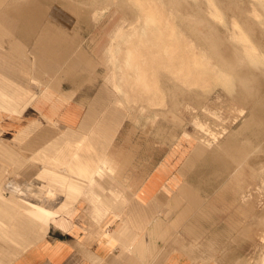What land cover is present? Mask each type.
I'll return each instance as SVG.
<instances>
[{"label": "crops", "instance_id": "crops-1", "mask_svg": "<svg viewBox=\"0 0 264 264\" xmlns=\"http://www.w3.org/2000/svg\"><path fill=\"white\" fill-rule=\"evenodd\" d=\"M6 7H0V17L13 11H7L11 7ZM17 10L16 13L21 12ZM105 17L87 35L83 34L85 45L89 47L91 42L90 56L80 59L82 69L68 77L74 86L61 87L73 93L62 105L59 93L43 92V83L31 67L34 62L29 53L35 51V37L27 42L20 33L13 34L23 40L14 43L6 38V32L0 33V144L5 145H0V152L18 155L15 158L19 163V168L6 173L0 161V186L6 191V198L10 196L16 202L13 204L41 210L30 219L23 212L14 214L12 203L0 198V264H215L222 261L221 248L227 247L223 238L246 236L242 231L250 225H246L245 218L252 209L240 197L251 183L244 173L238 180L237 172H222L214 162L215 156L208 155L213 162L203 158L199 161L204 168L209 163L214 165L213 176L209 178L213 190L205 193L196 188L187 174L199 162L191 163L194 155L191 151L198 141L189 135L185 124L180 128H155L160 142L169 147L159 164H156L155 143L159 140L156 137L152 140L155 152L148 153L143 160H135L140 145L127 148L130 136L121 135L119 130L127 120L124 101L110 102L108 96L112 86L108 62L117 45L114 42L120 35L121 24L107 31L110 22ZM21 21H0V31L6 28L29 31L31 24ZM39 25L38 29L34 27L38 32ZM36 40L43 47L39 33ZM73 46H76L74 41L66 49ZM39 53L38 60H43L44 54ZM99 67L104 71L99 73ZM95 84H98L95 94L86 88L78 91L83 85ZM205 129L213 140L203 136L199 141L207 145L219 142L215 139L218 134H226L225 127L220 131L206 124ZM122 141L127 144L126 151L120 145ZM180 161L183 164L175 171ZM94 167L99 170L93 176ZM29 168L36 175L30 182L28 179L33 176L28 177ZM79 172L87 175L85 181L71 178L70 173ZM18 173V180L14 181L12 175ZM109 174L114 181L109 186L111 196L105 197L102 188L101 206L95 204V216H90L91 203L86 197L89 182L98 178L102 181ZM239 182L243 188L237 198L234 195L241 187ZM212 194L216 195L212 197ZM238 206L243 213L237 211ZM230 207H234L233 212H227L231 211ZM223 214L228 215V221L221 224ZM57 219L59 229L52 236L51 225ZM94 223H100V227L94 228ZM100 228L111 234L103 236ZM212 229L215 231L209 235ZM259 242L264 244V233L259 235ZM235 260L234 264H252L242 257Z\"/></svg>", "mask_w": 264, "mask_h": 264}, {"label": "rangeland", "instance_id": "rangeland-1", "mask_svg": "<svg viewBox=\"0 0 264 264\" xmlns=\"http://www.w3.org/2000/svg\"><path fill=\"white\" fill-rule=\"evenodd\" d=\"M68 1L73 3L72 6L70 5L71 8ZM0 7H2V3H0ZM108 10L109 12L106 13ZM19 13H15L16 15L14 13L3 14L5 15L3 17L8 20L0 21L10 22V17H14L17 19H13L11 22L14 23V20L22 22L19 19L21 16ZM32 15L34 19L30 18L31 22L29 23L33 24L35 28L39 25L36 23L54 26V28L72 36L76 43L71 55H67L57 62H46V59L38 60V53H33L32 50L29 53V58L34 62L31 66L34 74L39 75L44 85L43 92L50 95L54 93L53 91L59 93L61 104H65L73 96L72 92L63 91L61 87L68 89L70 86H74L68 77L82 69L80 59L90 56L88 48L91 47V42H88L89 47L85 45L83 34L87 35L90 29L105 16V20L110 22L107 31L120 22V35L114 42L117 45L114 46L108 62V68L112 74V78L109 79L112 86H110L108 96L110 102L124 101L127 120L119 130H122L120 131L121 135H129L131 142L127 145L122 141L120 145L125 147L126 144L127 148L140 145V152L135 153L136 161L143 160L148 153L155 152L152 140L153 137L159 139L155 132V128L158 126L171 129L173 127L180 128L185 124L189 135L194 136L198 142L203 136L213 140V137L205 132L206 124L220 131L225 127L226 134H218L215 137L219 142L225 143L226 140L228 141V136L233 134L230 138L243 148L242 153H239L240 148L235 147V150L238 148L236 151L239 156L243 158L240 157L241 159L237 161L239 165L233 163L225 165L220 163L222 160L217 157H214V162L220 165L222 172H229L233 169L235 172L238 169V173L240 171L245 174L251 185L240 199L242 202H246L247 207L250 206L252 211L245 218L246 225L250 224L243 230L246 236H239L235 239L232 237L223 238L227 247L221 248L219 255L222 261H215V264H234L235 259L239 257L246 258L252 264H256L264 255V244L259 242V235L264 233V136L254 135L253 131L246 129L244 125L249 120L247 118L251 119V110L255 106L254 96L264 95V0H39L37 6L33 7L30 17ZM211 31L212 33H210ZM5 32L8 36L6 38L14 43L23 41H20L17 36H12L17 33H20L27 42L34 41L33 34H29L23 29L17 31L6 28L4 31H0L2 35ZM221 35L222 37H220ZM222 38L224 39L222 40ZM225 41L227 44L224 45ZM216 44L222 45L223 48H230L233 51V54L230 51L232 54L230 56H233L230 61L235 62L232 64L237 69L243 67L255 73L258 80L256 83L259 82L261 88L257 84L253 90L244 89L236 73L232 70L233 68L223 66L224 62L219 59L213 49ZM20 45H16V47ZM129 49L131 58L127 56ZM32 53L34 56L31 55ZM241 57L245 63L237 66L243 62L240 60ZM127 59L129 60L127 61ZM189 68L190 70H188ZM98 70L101 73L104 68L99 67ZM139 73L145 74L144 80H139ZM119 80L123 83V88L120 90L117 87ZM85 88L95 94L98 84L83 85L78 91ZM51 91L52 93H50ZM252 94L254 95L252 96ZM252 142L255 147L251 144ZM155 145L156 164H159L167 155L169 147L162 144L160 139L156 141ZM231 147L233 149V145ZM127 148L125 147V151ZM213 151L214 149L208 150L203 157L206 162L208 160L213 162L211 158L207 157L208 155L214 156ZM2 154H0V161L5 164L2 166L4 171L7 173L12 168L17 169L15 166L9 165L8 167L7 165L9 163L6 155L10 156V154L5 153V156ZM247 155L252 157L246 159ZM245 160L250 161L251 165H246L247 161ZM182 164L180 161L175 171H178ZM213 167L214 165L209 163L204 168L202 162L199 161L195 168L187 174V178L192 184L195 183L196 188L210 193L213 189L209 185L212 182L209 181V178L211 175L213 176ZM225 167H227L226 170L223 169ZM28 172V177L33 176L29 177L28 181L30 182L36 175L33 174L35 172L33 168H29ZM19 175L20 173L12 175V179L18 180L16 178ZM71 178L74 181L78 180L77 177L71 176ZM113 182L110 175L105 176L102 181L93 179L89 182L90 188L86 197L91 203L90 216H95V204H98V207L101 206L99 198L102 196V188L105 197L111 196L109 186ZM2 189L0 186V198L7 199L8 203H12L13 213L20 214L25 207L13 204L16 202L11 200L10 196L6 198L4 194L6 192ZM215 195L212 194V197ZM72 208L75 209V207ZM230 209L231 211L227 210V212H233L234 207H230ZM227 217V214L221 215L220 223H227ZM250 217L252 220L249 221ZM58 219L56 223H51L52 236H56L54 232L59 229ZM61 224L66 226L62 221ZM251 230L253 231L251 232ZM212 231L208 234L211 235L215 230L212 229ZM239 233L241 232L236 234Z\"/></svg>", "mask_w": 264, "mask_h": 264}, {"label": "bare ground", "instance_id": "bare-ground-1", "mask_svg": "<svg viewBox=\"0 0 264 264\" xmlns=\"http://www.w3.org/2000/svg\"><path fill=\"white\" fill-rule=\"evenodd\" d=\"M38 1L39 0H0V3H2V6H7V7H11V8H9V10L7 9V11H12L14 14L16 13V12H18V10L17 9H19V11H24V12H21V13H19V15L21 14V16H20V20H24V21H28V22H31V20H30V18L32 19L33 18V15L30 17V14L29 13H31V10H32V8L34 7V6H37V4H38ZM41 2V1H40ZM105 2V1H104ZM68 3V5H69V7L71 8V6L73 5V3H71L70 1H68L67 2ZM99 5H100V3H98ZM107 4V3H106ZM105 4V5H106ZM71 5V6H70ZM6 7V8H7ZM68 7V8H69ZM109 7V6H108ZM24 8V9H23ZM27 8H28V10H27ZM48 9V8H47ZM198 9V8H197ZM17 10V11H16ZM72 10V9H71ZM70 11V10H69ZM4 12H6V11H4ZM4 12H2V13H4ZM11 12V13H12ZM9 13L10 12H8V14H6V15H9ZM12 13V14H13ZM24 13V16L22 17V14ZM73 14V13H72ZM16 15V14H15ZM2 17H0V20H5V19H7L6 17H3V16H5V15H1ZM35 17V16H34ZM10 19L11 20H9L10 22L13 20V19H17V18H14V17H10ZM34 19V18H33ZM8 20V19H7ZM6 21V20H5ZM19 21V20H18ZM33 21V20H32ZM14 22H15V20H14ZM47 22V21H46ZM147 22V21H146ZM13 23V22H12ZM48 24V23H47ZM154 24V23H153ZM146 27V26H145ZM156 30V29H155ZM154 30V31H155ZM157 31V30H156ZM29 34H33V36L35 37V51L33 50V53H38V52H40L41 54H44V56H42L41 55V57H42V59H43V61H44V59H46L45 61L46 62H54V61H59V60H61L62 58H64L65 56H67V55H70L72 52H73V48H71V49H66L67 48V46H69V45H71V44H73V39H71L70 37H68L69 36V34H67L66 32H64V31H60V30H58V28L56 29V28H54V26L53 27H50V25H42V26H40V31L38 32L36 29H34V26H33V24L32 25H30L29 26ZM137 32V31H136ZM217 32V31H216ZM215 32V33H216ZM38 33H39V35H40V39L43 41V47L42 46H38V44H37V40H36V38H37V36H38ZM155 33V32H154ZM154 33H152V34H154ZM210 33H212V31L210 32ZM209 33V34H210ZM217 33H219V32H217ZM145 34V33H144ZM220 34V33H219ZM136 35V34H135ZM218 35V34H217ZM144 36V35H143ZM145 36H146V34H145ZM144 36V37H145ZM154 36V35H153ZM205 36V35H204ZM219 36V35H218ZM245 36V35H244ZM133 37H134V35H133ZM133 37H131V38H133ZM155 37H156V35H155ZM209 37H210V35H209ZM213 37V36H212ZM220 37H222V35L220 36ZM219 37V38H220ZM159 38V37H158ZM157 38V39H158ZM206 38H207V35H206ZM218 38V37H217ZM226 38V37H225ZM212 39V38H211ZM214 39H215V37H214ZM214 39H213V41H214ZM224 38H222V40H223ZM227 39V38H226ZM229 39H231V38H229ZM130 40V39H129ZM128 40V41H129ZM160 40V39H159ZM208 40V39H207ZM160 41H162V40H160ZM210 41V40H209ZM218 41H219V43H221L220 42V40L218 39ZM2 42V41H1ZM130 42V41H129ZM229 42V41H228ZM133 43V42H132ZM214 43V42H213ZM129 44V43H128ZM225 44H227L226 43V41H225V43H224V45ZM213 45V44H212ZM223 45V46H224ZM214 46H216L215 48H213V49H215V52H216V54H217V56L219 57V59H221L224 63V67H231V68H233L232 70L236 73V75H237V77L239 78V82H240V84H242V86H244V89H246V90H253L256 86H257V84L259 85V88H261V85L259 84V82H257L256 83V81H258L257 80V78H256V75H255V73H253L251 70H249V69H245V68H243V67H241V69H239L240 67H238V69H237V67L236 66H234L232 63H234L235 64V62H233V61H230V59L231 58H233V56L231 57L230 55H232L233 54V51L230 49V48H227V47H222V45L221 46H219V44H216V45H214ZM227 46V45H226ZM251 46V45H250ZM228 47H230V46H228ZM231 47H233V46H231ZM177 48H178V46H177ZM235 48V47H234ZM133 50V49H132ZM136 50V49H135ZM234 50V49H233ZM171 51V50H170ZM230 51H232V54H230ZM133 52V51H132ZM33 53L31 54V55H33ZM39 53V54H40ZM140 54H141V52H139ZM173 53V52H172ZM175 53V52H174ZM173 53V54H174ZM130 55H131V50L129 49L128 51H127V56L129 57V58H131L130 57ZM236 55V54H235ZM241 55V54H240ZM34 56V55H33ZM36 56V55H35ZM172 56V55H171ZM238 56V55H237ZM242 56V55H241ZM243 57V56H242ZM240 58V60H243V62H241L240 64H237V66L239 65V66H241L242 64H244L245 62H244V59L243 58ZM38 58V57H37ZM36 58V59H37ZM173 58V57H172ZM133 59V58H132ZM146 59V58H145ZM229 59V60H228ZM236 59H237V57H236ZM129 59H127V61H128ZM137 60V59H136ZM208 60V59H207ZM130 61H131V59H130ZM239 62V61H238ZM188 63V62H187ZM186 63V64H187ZM139 64V63H138ZM128 65H130V63H128ZM188 65V64H187ZM126 66V65H125ZM245 66V65H244ZM188 68V67H187ZM137 69L139 70V68H138V66H137ZM188 70H190V68L188 69ZM35 72H37V71H35ZM39 72V71H38ZM262 75V74H261ZM264 76V75H263ZM138 78H139V80H144L145 79V74H138ZM199 78V77H198ZM262 78V77H261ZM125 79V78H124ZM42 81V80H41ZM264 81V80H263ZM263 81H261V82H263ZM48 82V81H47ZM260 82V83H261ZM145 83V82H144ZM46 84V83H45ZM263 84V83H262ZM44 86V85H43ZM117 87H119V90L120 89H122L123 88V83H122V81H118V86ZM239 87V86H238ZM257 89H258V87H257ZM260 90V89H259ZM263 90V89H262ZM258 91V90H257ZM240 93V92H239ZM262 93V92H261ZM263 94V93H262ZM254 94H252V96H253ZM257 95V94H256ZM254 98H255V100H254V107H253V109L251 110L252 112V115H250L251 116V119L250 118H247V119H249L248 121H246L247 123H245V125L244 126H246V129H248V130H250L251 132L253 131V133H254V135H257L258 137H262V136H264V95L262 96H258V97H256V96H254ZM67 99V98H66ZM252 100V99H251ZM64 101V100H63ZM64 103V102H63ZM62 105V104H61ZM249 116V117H250ZM259 117V118H258ZM55 125V124H54ZM60 130V129H59ZM231 135H233V134H231ZM231 135L230 136H228V141L226 140V142L225 143H222L221 141L220 142H216V143H214L213 145H207L206 143H204V142H198L199 144H198V146L195 148V149H193L192 151H191V153H194V155H193V158H192V160H191V163H195V162H198L199 160H201L206 154H207V152H208V150L209 151H212L213 149H214V151L212 152V153H215V157H217V159L218 158H220V160H222V161H220V163H223V164H225V165H227V164H230V163H233V164H235V165H239V163L237 162L238 160H240L242 157L241 156H239V153H242V151H243V148H241V146H239V143H238V145H237V142H235V141H233V139H231L230 137H231ZM226 138V137H225ZM255 138H257V137H255ZM258 139V138H257ZM222 140H223V138H222ZM252 140V139H251ZM254 143H256L255 141H253ZM251 143V144H253V146L255 145L254 143ZM1 143V142H0ZM175 144V143H174ZM173 144V145H174ZM1 145V144H0ZM231 145H233V149H232V147H231ZM1 146H3V143H2V145ZM0 146V147H1ZM5 146V145H4ZM3 146V147H4ZM239 147L240 149H239V153L235 150V147ZM250 146H252V145H250ZM255 147V146H254ZM3 149V148H2ZM1 149V150H2ZM5 149V148H4ZM6 149H8V147L6 148ZM212 149V150H211ZM16 150V149H15ZM230 150H233V151H231L230 152ZM8 151V150H7ZM9 152H10V150H9ZM5 153H7V152H5V150H4V153L2 154L3 156H5ZM13 153V152H12ZM210 153V152H209ZM1 154V153H0ZM191 155V154H190ZM16 156H18V155H16L15 154V156H14V154L12 155L11 153H10V156L9 155H6V157H7V160H8V163L9 164H7L8 165V167H9V165H11V166H15L16 168L19 166V163L16 161L17 159L15 158ZM245 156V155H244ZM174 157V156H173ZM241 157V158H240ZM252 156H248L247 155V157H246V159L247 158H251ZM5 158V157H4ZM18 158V157H17ZM232 158V159H231ZM20 159H22L21 157H20ZM24 159V158H23ZM243 159V158H242ZM198 160V161H197ZM3 161V160H2ZM18 161H21V160H19L18 159ZM23 161V160H22ZM22 161H21V163H22ZM30 161V160H29ZM28 161V162H29ZM243 161V160H242ZM245 161H247V164L246 165H248V166H250L251 165V162L250 161H248V160H245ZM25 162V161H24ZM188 162V161H187ZM237 162V163H236ZM244 162V161H243ZM27 162H25V164H26ZM111 163V162H110ZM190 163V164H191ZM246 163V162H245ZM4 164V163H3ZM190 164H188V165H190ZM241 164H243L242 162H241ZM240 164V165H241ZM1 165V164H0ZM5 165V164H4ZM22 165V164H21ZM20 165V166H21ZM24 165V164H23ZM22 165V166H23ZM109 165V164H108ZM111 165V164H110ZM186 165H187V163H186ZM191 165H193V164H191ZM183 167V166H182ZM185 167V166H184ZM19 168V167H18ZM22 168V167H21ZM53 168V167H52ZM190 168V167H189ZM192 168V167H191ZM9 169V168H8ZM243 169V168H242ZM12 170H14L13 168H12ZM16 170V169H15ZM19 170V169H18ZM94 172H93V176L94 175H96V171H98L99 169H98V167H94ZM105 170V169H104ZM234 170V169H233ZM233 170H230L229 172H233ZM192 171V170H191ZM238 171V169L237 170H235V172H237ZM100 172V171H99ZM106 172V171H105ZM107 173V172H106ZM187 173V172H186ZM72 174V175H71ZM237 175H236V177H237V179L239 180L240 179V177L242 178V176H244V174L243 173H241L240 171H239V173L237 172L236 173ZM70 175L72 176V177H77L78 179H81V180H84L85 181V178H87L86 176L87 175H85V174H83V173H77V175L76 174H73V173H70ZM110 175V174H109ZM102 176V175H101ZM100 176V177H101ZM260 176V175H259ZM258 176V177H259ZM102 178V177H101ZM99 179V178H98ZM240 183V186L241 187H238V191L235 193L236 195H234V196H237V198H239L238 197V195H240L239 193H241L240 191V188H243L242 187V185H241V182H239ZM229 184V183H228ZM231 184V183H230ZM229 184V185H230ZM245 184V183H244ZM246 185V184H245ZM236 188V187H235ZM235 188H233L234 190H237V189H235ZM4 192H6L4 189H2ZM243 192H245V191H243ZM234 193V192H233ZM5 194V193H4ZM222 196H223V194H222ZM233 197V196H232ZM231 197V198H232ZM236 198V199H237ZM232 199H234V198H232ZM235 200V199H234ZM233 200V201H234ZM238 201V199L235 201V202H237ZM235 202H233V205L235 204ZM231 204H232V202H231ZM240 206V205H239ZM237 207V211H242L241 209V207H243L242 206V204H241V207ZM112 207V206H111ZM111 207H110V209H111ZM246 207V206H245ZM23 208V207H22ZM124 208V207H123ZM109 209V210H110ZM113 209V208H112ZM195 209V208H194ZM23 211V213L24 214H26V215H30V219H31V216H33L34 217V215L35 214H37V212H41V210L39 209V207H28V208H23L22 209ZM107 210V209H106ZM105 211V210H104ZM120 211V210H119ZM236 211V212H237ZM45 212H43V214H44ZM235 213V212H234ZM239 213V212H238ZM241 213H243V212H241ZM15 214V213H14ZM206 214V213H205ZM245 214V213H244ZM44 215H46V214H44ZM198 215V214H197ZM43 216V215H42ZM111 216V215H110ZM109 216V217H110ZM115 216V215H114ZM121 216V215H120ZM205 216V215H204ZM32 217V218H33ZM39 217H41V216H39ZM46 218H48V217H46ZM51 218H53V217H51ZM40 219V218H39ZM55 219V218H54ZM40 220H42V222H43V219H40ZM44 220H46V219H44ZM46 222H48V221H46ZM44 223H45V221H44ZM43 223V224H44ZM101 223V222H100ZM100 223H94V228H96V227H100L99 225H100ZM36 224V223H35ZM41 226H42V224H41ZM43 227V226H42ZM198 227H200V226H198ZM101 229V234L103 235V236H106V235H109V234H111V231H106V230H104L103 228H100ZM199 229V228H198ZM233 229V228H232ZM237 229V228H236ZM234 230V229H233ZM243 232V231H242ZM197 233V232H196ZM203 234V233H202ZM173 236V235H172ZM205 250H206V247H205ZM207 251V250H206ZM190 253V252H189ZM258 264H264V256H263V258L261 259V261H259V263Z\"/></svg>", "mask_w": 264, "mask_h": 264}]
</instances>
